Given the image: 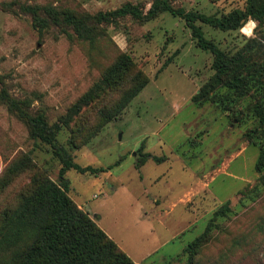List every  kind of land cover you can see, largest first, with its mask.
I'll return each mask as SVG.
<instances>
[{
	"label": "rangeland",
	"instance_id": "374dc122",
	"mask_svg": "<svg viewBox=\"0 0 264 264\" xmlns=\"http://www.w3.org/2000/svg\"><path fill=\"white\" fill-rule=\"evenodd\" d=\"M153 1L0 0V88L30 100L31 111L42 112L51 126L62 125L121 54L149 80L115 118L101 119L119 104L117 92H108L61 127L59 145L92 170L70 169L63 179L52 147L33 139L28 124L0 103V185L22 157L33 164L0 188V220L43 172L58 184L64 180L72 201L134 264H188L193 250L194 264H264L261 147L247 136L256 123L211 101L194 102L214 73L213 55L197 46L186 23L169 13L148 22L122 18L120 28L108 25L92 42L60 27L40 31L23 11L33 4L96 14L127 2L147 10ZM171 1L219 17L247 6V0ZM198 25L230 53L256 37L258 27L252 18L238 31Z\"/></svg>",
	"mask_w": 264,
	"mask_h": 264
},
{
	"label": "trees",
	"instance_id": "16d2710c",
	"mask_svg": "<svg viewBox=\"0 0 264 264\" xmlns=\"http://www.w3.org/2000/svg\"><path fill=\"white\" fill-rule=\"evenodd\" d=\"M23 11L32 15L40 31L60 27L67 34L73 31L79 38L92 42L97 35L105 32L106 26L120 28L122 18L131 17L139 22H148L162 13H169L182 19L192 31L197 46L213 55L214 73L194 96V102L211 101L225 112L235 111L241 119H253L256 126L248 130L247 136L261 147L256 170L260 173L264 171V0H247L244 10L235 9L220 17L198 10L187 11L176 7L171 0H154L147 10L142 4L127 2L115 10L96 14H79L53 5L33 4L25 5ZM249 18L258 23L257 36L245 40L232 53L207 39L198 25L203 23L222 31H238ZM148 82L147 77L136 69L132 58L121 54L105 70L94 88L71 108L62 125L51 126L42 112L31 111L30 100L11 96L5 85L0 88V103L6 104L10 111L28 124L33 139L52 147L54 155L63 164L60 171L63 179L70 169L83 173L92 170L75 163L67 150L59 145L57 133L61 127H69L84 108L95 100H103L108 92L113 95L117 92L119 104L108 114L102 112L101 119L105 123L115 118ZM31 170L32 161L24 156L7 169L2 179L8 185L12 176ZM31 180L32 187L21 195L18 206L4 212L0 220V264H134L72 201L64 180L58 184L43 172H36ZM6 186L0 185V188ZM204 236L191 243L188 251L191 252ZM194 256L195 250L188 264H194Z\"/></svg>",
	"mask_w": 264,
	"mask_h": 264
},
{
	"label": "bare ground",
	"instance_id": "6f19581e",
	"mask_svg": "<svg viewBox=\"0 0 264 264\" xmlns=\"http://www.w3.org/2000/svg\"><path fill=\"white\" fill-rule=\"evenodd\" d=\"M248 27H249L250 29H253V27H254V23L250 22L249 25H248Z\"/></svg>",
	"mask_w": 264,
	"mask_h": 264
}]
</instances>
